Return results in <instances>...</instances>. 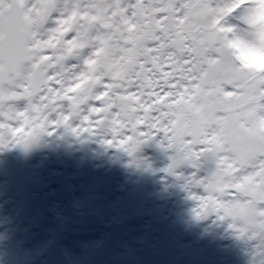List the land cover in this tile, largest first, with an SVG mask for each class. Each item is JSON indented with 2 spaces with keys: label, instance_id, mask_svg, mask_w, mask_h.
<instances>
[{
  "label": "snow or ice",
  "instance_id": "snow-or-ice-1",
  "mask_svg": "<svg viewBox=\"0 0 264 264\" xmlns=\"http://www.w3.org/2000/svg\"><path fill=\"white\" fill-rule=\"evenodd\" d=\"M248 41L264 52V0H0V146L65 126L134 155L162 136L165 171L190 166L204 189L197 218H231L264 256V64L237 59Z\"/></svg>",
  "mask_w": 264,
  "mask_h": 264
},
{
  "label": "rangeland",
  "instance_id": "rangeland-1",
  "mask_svg": "<svg viewBox=\"0 0 264 264\" xmlns=\"http://www.w3.org/2000/svg\"><path fill=\"white\" fill-rule=\"evenodd\" d=\"M51 131V135L42 134L27 145L0 146V264H136L117 250L118 232L126 225L129 234V223L142 226L139 244L148 264H182L184 257L178 244L182 239L171 231L172 218L167 212H157V206L168 211L175 201L143 190L136 202L129 204V216L103 214L99 194L113 191L118 171V163L111 159L108 149L101 157L95 154L94 146L104 140L105 132L77 136L65 126ZM65 131L73 134L66 137L61 151L70 150L71 157L59 163L51 157L56 147L49 142L55 136L62 137ZM176 171L182 175L165 169L150 173L157 177L166 173L179 185L184 171L188 177L193 169L185 165ZM150 173L144 172L142 177L147 179ZM78 188L86 196L82 205L79 193H75ZM216 219H210V225ZM223 239L212 248L202 245L203 255L190 260V264H261L264 260L257 248L259 241L241 237L229 225ZM228 240L241 252V261H229L225 247ZM247 240L253 244L246 245ZM92 246H97L94 257L90 256Z\"/></svg>",
  "mask_w": 264,
  "mask_h": 264
},
{
  "label": "bare ground",
  "instance_id": "bare-ground-1",
  "mask_svg": "<svg viewBox=\"0 0 264 264\" xmlns=\"http://www.w3.org/2000/svg\"><path fill=\"white\" fill-rule=\"evenodd\" d=\"M71 134H73L71 131H65L62 137L54 135L55 137L50 139L49 143L56 147V152L53 155L51 154V157L59 163L67 161L71 157L69 156L70 150L61 151L66 137ZM102 134L104 140L111 139L110 133ZM160 139H162V136L144 144L134 155H129L124 149L118 148L114 144H106L104 140L94 146L97 157H101L106 152V149H108L111 159L118 163L113 191L104 190L99 194L103 204V214L119 215L123 213L125 216H129V204L135 203L137 195L143 190L155 196H169L171 200L175 201L169 204L170 209L167 211V208L159 205L157 206V212L159 215L167 212L172 218L174 227L171 231L179 239H182L178 243L184 257L182 264H190V260L198 259L203 255L202 245L206 244L208 245L207 247L212 248L213 245L224 240L223 235L229 225V218L220 220L215 213L204 218H197L194 209L197 208L199 201L193 199L190 193L194 192L203 195L204 190L187 186L186 171H184V176L179 185H176L175 181L168 177L166 173H163L159 177L150 173L154 169H166L173 156L171 149L168 150L166 146L162 147L160 145ZM144 172H149L150 177L144 179L142 177V173ZM75 193H79L78 199L80 204H84L86 202V196L83 191L78 188ZM213 217L217 218L215 224H213L214 228H212L213 225H210V219ZM127 229L130 230L129 234L125 231L126 225L118 232L116 239L117 250L133 258L136 264H148L143 255L142 247L139 244V238L142 232L141 224L129 223ZM231 244L233 242L228 240L225 246H228L229 261H241L238 257L241 252H238ZM245 244L251 246L253 241L247 240ZM96 251L97 246H92L90 256L94 257ZM94 264L100 263L96 262Z\"/></svg>",
  "mask_w": 264,
  "mask_h": 264
},
{
  "label": "clouds",
  "instance_id": "clouds-1",
  "mask_svg": "<svg viewBox=\"0 0 264 264\" xmlns=\"http://www.w3.org/2000/svg\"><path fill=\"white\" fill-rule=\"evenodd\" d=\"M235 51L237 59L243 57L247 63L255 66L264 64V52H261L253 47L251 41H248L247 46L241 43Z\"/></svg>",
  "mask_w": 264,
  "mask_h": 264
}]
</instances>
